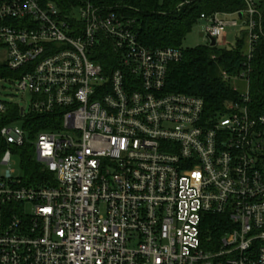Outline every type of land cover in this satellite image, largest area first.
Returning <instances> with one entry per match:
<instances>
[{"label":"built area","instance_id":"obj_1","mask_svg":"<svg viewBox=\"0 0 264 264\" xmlns=\"http://www.w3.org/2000/svg\"><path fill=\"white\" fill-rule=\"evenodd\" d=\"M76 1L61 14L0 0V80L31 98L27 115L0 101V264H264V105L247 93L209 116L201 98L165 92L182 49L145 47L133 20ZM244 5L199 21L209 46L246 31L250 60L262 15ZM106 46L108 69L92 60ZM25 148L42 184L15 168Z\"/></svg>","mask_w":264,"mask_h":264},{"label":"trees","instance_id":"obj_2","mask_svg":"<svg viewBox=\"0 0 264 264\" xmlns=\"http://www.w3.org/2000/svg\"><path fill=\"white\" fill-rule=\"evenodd\" d=\"M40 1L53 3L61 14H68L78 4L76 0ZM256 1L262 15L263 37L256 44L252 58L247 60L244 55L246 31H241L230 49L205 46L182 50L181 60L168 66L165 92L201 98L207 115H224L226 104L242 101L232 80L248 70L245 80L249 84V106L260 113L264 105V0ZM92 3L133 20L138 40L153 50L181 49V42L202 14H233L245 7L244 0H92ZM92 60L108 69L112 64L110 48L98 49ZM34 123L31 125L35 132L47 128ZM21 164L23 178L29 185L42 184L48 179L49 175L40 170L30 153L22 157ZM221 220L208 218L206 230L211 236L222 235Z\"/></svg>","mask_w":264,"mask_h":264},{"label":"rangeland","instance_id":"obj_3","mask_svg":"<svg viewBox=\"0 0 264 264\" xmlns=\"http://www.w3.org/2000/svg\"><path fill=\"white\" fill-rule=\"evenodd\" d=\"M186 2V1H185ZM229 19V18H227ZM233 19V18H232ZM203 25L202 21H198L194 24L188 34H186L185 38L181 42V49L186 51L189 49H194L196 47H205L209 46V41L203 34ZM241 28H228L226 30L225 42L224 45L219 46L217 48L220 49H230L235 45L236 39L240 36ZM244 53H247V44L244 48ZM233 87L236 88V91L241 94H247L249 92V84L246 80H239L234 78L232 80ZM17 90L14 87L13 83H8L0 80V101L6 102L11 105V107L18 106L19 108L23 107L26 111V115L28 114V110L31 103V98L29 94H18ZM21 126V124H17ZM25 155L26 152L30 153V150L24 149ZM31 154V153H30ZM13 160L16 163V170H21V161L19 156H14ZM31 207L28 206L27 210L30 211Z\"/></svg>","mask_w":264,"mask_h":264},{"label":"water","instance_id":"obj_4","mask_svg":"<svg viewBox=\"0 0 264 264\" xmlns=\"http://www.w3.org/2000/svg\"><path fill=\"white\" fill-rule=\"evenodd\" d=\"M241 17V16H240ZM216 44H215V40L214 39H210V47H215Z\"/></svg>","mask_w":264,"mask_h":264},{"label":"crops","instance_id":"obj_5","mask_svg":"<svg viewBox=\"0 0 264 264\" xmlns=\"http://www.w3.org/2000/svg\"><path fill=\"white\" fill-rule=\"evenodd\" d=\"M204 26V25H203Z\"/></svg>","mask_w":264,"mask_h":264}]
</instances>
